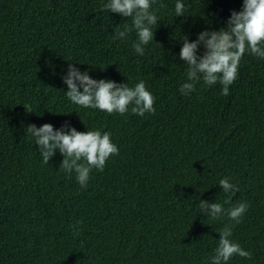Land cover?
I'll list each match as a JSON object with an SVG mask.
<instances>
[{"label": "trees", "instance_id": "16d2710c", "mask_svg": "<svg viewBox=\"0 0 264 264\" xmlns=\"http://www.w3.org/2000/svg\"><path fill=\"white\" fill-rule=\"evenodd\" d=\"M107 2L0 0V264H211L226 225L252 254L228 264H264V59L246 52L227 96L202 79L180 92L183 36L227 29L244 0H180L182 17L177 0H155L143 56L135 30L113 39L132 18L101 12ZM69 63L96 81L144 82L154 114L73 104L62 79ZM45 124L110 133L119 155L81 187L58 150L43 162L27 127ZM225 177L238 191H222ZM201 201L248 208L239 223L213 220Z\"/></svg>", "mask_w": 264, "mask_h": 264}, {"label": "clouds", "instance_id": "9594fccd", "mask_svg": "<svg viewBox=\"0 0 264 264\" xmlns=\"http://www.w3.org/2000/svg\"><path fill=\"white\" fill-rule=\"evenodd\" d=\"M155 0H108L100 11L105 10L117 13L124 18H132L131 26L125 24L123 30L116 27L113 39H125L135 30L137 41L132 47L139 56H143L145 46L154 39L152 28L157 24L158 17L152 11ZM160 7H164L163 4ZM185 6L180 0L175 4L177 17H182ZM183 47L180 59L186 62L187 79L189 82L181 85L180 92L188 96L196 91V84L201 79L205 85L217 83L223 86L222 94L229 95V86L238 77V68L246 52L264 59V0H244L243 10L233 11L228 20L227 29L204 31L198 34L195 42H188L183 36ZM203 47V56L197 53ZM69 63L68 74L63 77V83L69 89L65 94L75 105L84 108L99 109L108 114H125L131 105L133 114L143 117L146 113L155 112V97L146 89L144 82L135 87L128 84H117L110 80L96 81L88 72L81 73ZM83 88V92L80 89ZM27 132L36 138V144L45 164L55 156L57 150L64 159L60 169L77 174V181L81 187H86L93 169L103 171L106 161L113 155H119L118 147L112 142L110 133L100 131L78 132L75 128L68 129L65 125L59 131L54 130L51 124L40 128L35 125L27 127ZM84 161V163H81ZM219 187L225 194L238 191L236 185L225 177L219 181ZM226 203H230L226 201ZM199 207L202 213L213 220L222 219L225 215L229 220L240 222L248 205L240 203L225 210L220 203L201 201ZM79 223V222H78ZM79 229L74 225L73 232L78 234ZM220 240L211 264H228L229 260L238 255L241 258L251 259L252 254L234 242L232 227L226 225L219 232Z\"/></svg>", "mask_w": 264, "mask_h": 264}]
</instances>
